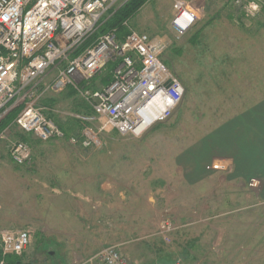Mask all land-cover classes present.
Segmentation results:
<instances>
[{
	"label": "rangeland",
	"instance_id": "obj_1",
	"mask_svg": "<svg viewBox=\"0 0 264 264\" xmlns=\"http://www.w3.org/2000/svg\"><path fill=\"white\" fill-rule=\"evenodd\" d=\"M126 1L120 0L114 9ZM257 1L148 0L124 23L127 32L146 34L164 46L162 60L185 89L182 103L173 115L140 136H121L105 126L103 119H97L92 128L98 134L99 147L82 149L69 145L67 141L44 143L32 137L29 142L32 161L19 167L9 158L7 145L20 140L21 132L10 124L13 121L8 120L11 112L0 123V132L10 128L8 139H0V227L31 230V243L26 251L30 261L26 264H60L63 258L66 264H85L108 246L118 247L131 264H150L151 260L167 264L169 260L165 256L169 255L173 261L171 264H181L172 248L178 242L180 224L177 218H173L178 212L171 207L174 199L168 201L169 195H163V187L178 181L175 159L180 152L195 145L233 116L235 108L246 105L247 98L254 101L264 96V26H257L258 21L263 23L264 15L254 21H249L252 19L246 16L255 12L250 5L258 4ZM259 1L264 3V0ZM177 5L181 6L180 9ZM183 9L191 11L196 20L180 36L172 21ZM54 75V71L49 72L46 82ZM105 77H108L107 69L96 76L92 89H96ZM64 91L49 92L42 100L50 101L51 118L65 129L73 122L71 114L87 116L90 109L75 93L67 95ZM74 126L73 136H78L81 127L76 123ZM220 162L212 163L213 170L227 171V166ZM83 178L87 181H81ZM134 181L139 182L141 190L138 193L146 200L142 197L134 201L106 200L100 190L102 183L116 186ZM151 181L156 183L154 196L148 186ZM246 187L256 195L250 201L241 200L239 189H235L236 194L229 202L224 201V195L217 193L214 204L220 205L218 218L200 217L190 207L191 220L183 226H209L218 221L228 230L233 228L234 232H221L220 238L223 240L229 235L238 246H245V252H250L246 264H264L262 185L247 184ZM147 197L151 200L148 201ZM184 203L190 205L192 201ZM109 211L121 215L119 223L124 233L119 244L107 245L92 255V250H84L85 254L86 251L90 254L86 259L80 258L81 250L74 242L67 246L65 234H59L62 247L51 246L55 236L52 235L53 225H61L66 230L68 224L72 226L74 218L80 227V237L86 239L85 233L100 229V238L110 243L114 240L108 237L110 231L106 230L110 228L98 224L99 218L103 219L106 212L109 215ZM166 221L172 226L168 234L161 229ZM243 225L248 226L246 231L242 229ZM83 227L87 232L81 231ZM206 237L210 244L212 235L207 233ZM120 243H127L128 248L123 249ZM222 244L226 245L225 240ZM151 245L154 247L150 248ZM226 252H219L225 256L221 258L216 254L208 256V264H224L221 262L228 260Z\"/></svg>",
	"mask_w": 264,
	"mask_h": 264
},
{
	"label": "built area",
	"instance_id": "obj_2",
	"mask_svg": "<svg viewBox=\"0 0 264 264\" xmlns=\"http://www.w3.org/2000/svg\"><path fill=\"white\" fill-rule=\"evenodd\" d=\"M119 2L0 0V123L19 109L11 125L21 133L39 142L67 141L71 146L89 149L100 145L92 128L97 119H103L105 126L121 136H140L173 115L182 103L185 89L164 64V46L160 42L131 30L119 40L113 32L98 37L75 56L105 14ZM254 3L250 8L255 12L250 17L260 9ZM185 15L188 17L183 19ZM195 20L191 11L183 9L172 26L183 36ZM107 65H112L111 81L102 89H91L90 82ZM51 71L55 75L46 82ZM67 88L91 112L87 116L74 115L81 127L78 136H66L41 105L47 93H60ZM8 136L10 128L6 127L0 132V139L5 141ZM7 149L16 166L24 167L32 161V148L27 142H8ZM256 183L259 182L251 180L248 185ZM161 227L165 234L172 230L168 221ZM30 243V229L0 227V264H6L8 257H21ZM85 264L131 263L118 247L109 246Z\"/></svg>",
	"mask_w": 264,
	"mask_h": 264
},
{
	"label": "crops",
	"instance_id": "obj_3",
	"mask_svg": "<svg viewBox=\"0 0 264 264\" xmlns=\"http://www.w3.org/2000/svg\"><path fill=\"white\" fill-rule=\"evenodd\" d=\"M94 79L90 82L91 89L92 85H94ZM110 81L111 75L102 78L100 84L98 83L99 85L95 87V90L104 88ZM65 92L68 95L72 94L73 91L71 88H67ZM245 103L246 105L242 107L236 104L235 106H238V108H235L233 116L229 117L224 123L208 133L203 139L197 141L195 145L189 146L178 154L175 159L178 181H175L172 185L168 182L167 188L165 186L163 187V195H169V198H165V200L170 201L174 199V204L171 207L178 212L173 218H177L176 221L181 226L179 225L178 242L172 248L174 249V255L177 254L176 259L180 260L181 264H208V256L212 257L216 254L220 258L225 257L219 253L222 250L224 252L225 250L227 251L226 256L228 260L221 262L224 264H246L250 258V252H245V246L243 248L238 246L231 236L227 235L226 239L223 240L220 238L221 232H234L235 229L230 228L228 230L229 228H224L223 225L218 224V221H216V224L211 223L209 226L194 225L189 226V228H184L191 220L190 213L192 209L190 207H193L200 217L204 215L206 217L218 218L217 210H219L218 207L220 205L214 204L217 193L218 195H224L226 198L224 201L229 202V199H233L232 195L236 194L235 189H239L241 195H238L241 196V200L250 201L252 196L255 195L249 189L247 190L246 187L251 180L258 181L262 185L261 198H264V96L254 101L247 98ZM41 105L45 108L49 118L52 119L50 115L52 110L50 101L42 100ZM74 115L77 114L70 115L73 122L65 126V129L64 127L62 128L66 136H73V126L75 123L78 124L74 119ZM21 137L26 139L27 143L32 138L31 135L23 133H21ZM214 161H221L220 163L226 165L228 170L225 172L213 170L212 163ZM85 179L83 178L81 181H85ZM77 182L80 183L79 180ZM148 186L151 194L153 193L154 196L157 191L156 183L151 181ZM100 190L103 191L102 195L106 200L115 198L120 201H134L142 197L139 194L141 188L137 181L129 184L120 183L116 186H111L106 182L100 185ZM170 194L173 195V198L170 197ZM141 199L146 200L145 197ZM183 200L192 201V203L190 205L185 204ZM226 204L228 205V203ZM105 214L103 219L99 218L98 224L101 227L110 228L106 230L110 231L108 235L109 239L114 238L110 243H108L107 239L103 241L104 238H100V229L85 233L87 235L86 239L80 237V227L78 224H75L77 218H74V223H72V226L68 224L66 230L61 225H53L52 235L55 236L52 237L54 239H52L51 246H54L56 249L62 247L58 241L60 238L59 234H65L67 237V246H71L74 242L77 249L81 250L80 258L86 259L89 258L90 254L86 251L88 255L86 257L84 250H92V255L96 250L104 248L107 245L119 244L118 242H122V234L124 233L122 224L120 225L119 223L121 221V215L115 214L113 211H109V215L108 212ZM246 227L248 226L243 225L242 229L245 230ZM85 229L83 227L81 231L83 232L84 230V232H87V229ZM190 233L192 236L189 235ZM207 233L212 235L210 244L207 242ZM213 239L216 240L213 241ZM78 240H80V243L76 244ZM224 240L226 245L222 244ZM127 245V243H120V246H123L125 250L128 248ZM153 247V245L150 246V248ZM258 247H261V243L258 244ZM240 248L242 250H239ZM26 251L20 257L21 264L23 261L25 264L30 261ZM169 256H165L169 260L167 264L173 262L170 261ZM63 259H61L60 264H66V261ZM48 264H51V262H48ZM150 264H157V262H152L151 260Z\"/></svg>",
	"mask_w": 264,
	"mask_h": 264
},
{
	"label": "trees",
	"instance_id": "obj_4",
	"mask_svg": "<svg viewBox=\"0 0 264 264\" xmlns=\"http://www.w3.org/2000/svg\"><path fill=\"white\" fill-rule=\"evenodd\" d=\"M148 0H127L126 2L123 3L122 6L112 9L108 11L105 16L102 18V20L98 23L96 30L94 33L84 42V44L81 46V48L76 52L75 56L78 55L81 51H83L86 47L91 45L92 43L95 42V40L108 33H115L117 38L119 40H122L123 37L128 33L125 30V22L129 21L136 13L137 11L144 6V4ZM260 9L257 14L254 15V17H248L251 18L252 20L249 21H254L257 18H260V16L264 15V3L261 1H257ZM241 14L243 15V18L245 17V12L244 10L241 11ZM240 24V23H239ZM242 27V25H239ZM257 26L263 28L264 26V20L262 22H257ZM197 37V36H196ZM196 37L194 39H196ZM108 70V77L110 76V71L112 70V65H107L106 68ZM74 93V92H72ZM19 109H15L11 112L10 118L8 119L9 121L13 120L15 116L17 115ZM91 114V112L89 113ZM54 123L62 129V127L55 122ZM63 130V129H62ZM65 133V132H64ZM20 139L24 142H26V139L23 137H20ZM6 264H21L20 257H8L6 258Z\"/></svg>",
	"mask_w": 264,
	"mask_h": 264
},
{
	"label": "bare ground",
	"instance_id": "obj_5",
	"mask_svg": "<svg viewBox=\"0 0 264 264\" xmlns=\"http://www.w3.org/2000/svg\"><path fill=\"white\" fill-rule=\"evenodd\" d=\"M188 16L187 15H185L184 17H183V19H186ZM180 24H182V21L180 20Z\"/></svg>",
	"mask_w": 264,
	"mask_h": 264
}]
</instances>
